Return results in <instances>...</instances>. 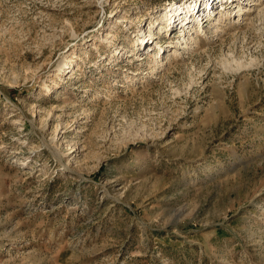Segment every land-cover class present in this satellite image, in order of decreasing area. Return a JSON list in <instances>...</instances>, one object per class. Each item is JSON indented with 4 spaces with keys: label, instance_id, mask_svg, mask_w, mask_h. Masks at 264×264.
<instances>
[{
    "label": "rangeland",
    "instance_id": "rangeland-1",
    "mask_svg": "<svg viewBox=\"0 0 264 264\" xmlns=\"http://www.w3.org/2000/svg\"><path fill=\"white\" fill-rule=\"evenodd\" d=\"M223 2L0 0V264H264V0Z\"/></svg>",
    "mask_w": 264,
    "mask_h": 264
},
{
    "label": "bare ground",
    "instance_id": "bare-ground-1",
    "mask_svg": "<svg viewBox=\"0 0 264 264\" xmlns=\"http://www.w3.org/2000/svg\"><path fill=\"white\" fill-rule=\"evenodd\" d=\"M215 1V0H214ZM247 4H249V2L247 3ZM253 5H251V7H249V8H246L247 6L246 5H244V1H242V0H225V2H223L221 5V7H223V9L225 8V14H221L222 15V18H224V15H225V17H228L229 18V15L231 16L232 15V13H229V11H230V9H232V7H233V11L235 12V15H241V16H244L245 14H246V12L248 11H250L251 9H252V7H260L261 5H263V2H262V0H260V2L258 3V2H256L255 4L254 3H252ZM234 5H235V7H234ZM210 7H208V9H209ZM206 9V8H205ZM257 9V8H256ZM227 10V11H226ZM222 11V10H221ZM220 11V12H221ZM264 12V11H263ZM262 12V13H263ZM219 13V12H218ZM193 14H194V12L192 11L191 13H190V16H193ZM209 14V13H208ZM250 13H248V15H249ZM264 14V13H263ZM176 16V15H175ZM188 17V16H187ZM194 19V18H193ZM197 19V18H196ZM214 19V16H213V13H211L210 15H208V16H206V17H204L203 18V21H202V25H201V23L198 25V28H197V33L199 34L201 31H204L203 29H201V27H203V24L204 23H206L207 21L208 22H211L212 20ZM189 20H191L189 17H188V21ZM220 20V19H219ZM193 21L194 20H192V22L191 23H193ZM185 23H187V21L185 22ZM189 23H190V21H189ZM190 27V26H189ZM219 27V26H218ZM221 27V26H220ZM182 31H185V28H183V26H182ZM181 31V34L183 35L184 33ZM152 36V35H151ZM154 42V41H153Z\"/></svg>",
    "mask_w": 264,
    "mask_h": 264
}]
</instances>
